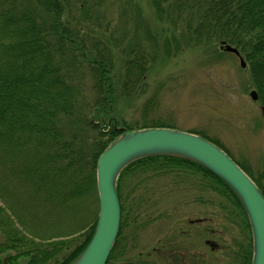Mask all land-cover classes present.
Wrapping results in <instances>:
<instances>
[{
    "label": "trees",
    "instance_id": "trees-1",
    "mask_svg": "<svg viewBox=\"0 0 264 264\" xmlns=\"http://www.w3.org/2000/svg\"><path fill=\"white\" fill-rule=\"evenodd\" d=\"M101 1L81 0L74 15L71 0H0V264L20 257L24 264H68L92 236L98 213L96 160L121 132L111 123L113 53L83 30L93 18L94 25L100 22ZM160 1L171 5L189 42L223 41L238 49L264 113V0ZM153 60L146 52L125 60L122 95H132ZM85 68L93 79L92 117L86 114L90 104L81 98ZM94 112H99L96 119ZM103 123L111 124L100 129ZM162 125L143 121L134 128ZM234 160L264 195L263 173L255 177ZM159 176L182 185L196 181L207 201L222 198L226 205L217 206L240 231L236 246L226 248L229 264H251L250 226L233 190L200 164L168 156L143 157L121 170L116 182L120 226L105 264H122L124 228L136 223L150 200L146 183ZM135 238L130 236L132 242Z\"/></svg>",
    "mask_w": 264,
    "mask_h": 264
},
{
    "label": "rangeland",
    "instance_id": "rangeland-1",
    "mask_svg": "<svg viewBox=\"0 0 264 264\" xmlns=\"http://www.w3.org/2000/svg\"><path fill=\"white\" fill-rule=\"evenodd\" d=\"M79 3L71 0L72 14L78 15ZM98 10L100 22L94 25L93 18L83 30L113 53L111 123L134 128L143 121L156 122L203 133L252 175L264 176V113L259 101L249 96L255 87L247 62L241 66L238 56L217 42L205 46L189 42L167 2L102 0ZM144 52L152 53L154 60L132 95L125 97L120 93L125 60ZM81 75V98L90 104L86 114L92 117L93 79L86 68ZM150 98L151 106L144 108ZM94 114L99 117V112ZM106 124L99 128L106 129ZM195 182L182 185L170 176H159L146 183L150 200L141 206L136 223L124 228L122 264H229L231 252L226 248L236 246L240 231L217 206L226 202L218 196L207 201ZM142 221L146 222L135 226ZM24 262L20 257L13 264Z\"/></svg>",
    "mask_w": 264,
    "mask_h": 264
},
{
    "label": "water",
    "instance_id": "water-1",
    "mask_svg": "<svg viewBox=\"0 0 264 264\" xmlns=\"http://www.w3.org/2000/svg\"><path fill=\"white\" fill-rule=\"evenodd\" d=\"M225 51L244 60L236 47L221 42ZM251 99H257L254 89ZM148 156L190 160L208 169L226 183L238 197L249 222L252 238L251 264H264V195L253 179L209 139L167 126L122 128V132L101 151L96 161L98 214L92 236L83 250L68 264H105L117 238L120 205L116 182L121 170L132 161Z\"/></svg>",
    "mask_w": 264,
    "mask_h": 264
}]
</instances>
